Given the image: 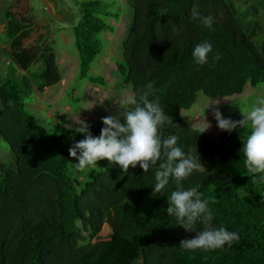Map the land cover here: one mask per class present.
<instances>
[{"label": "trees", "instance_id": "1", "mask_svg": "<svg viewBox=\"0 0 264 264\" xmlns=\"http://www.w3.org/2000/svg\"><path fill=\"white\" fill-rule=\"evenodd\" d=\"M132 9V22L123 45L122 61L117 73L131 86L137 97L149 83L150 99H158L173 125L162 130L166 138L179 136V145L187 152L197 147L202 167L183 184L199 186L215 215V224L235 230L240 239L231 247L216 250H185L181 242L194 238L198 231L188 232L167 215L168 197L175 190L170 181L165 190L155 193V172L139 165L127 172L119 165L100 160L101 169L72 174L71 157L65 140L71 136L83 140L84 134L66 130L50 133L27 110L26 99L35 89L62 80L54 46L40 38L30 46L34 18L30 13L17 14L12 5L5 9V40L1 48L10 69L0 80V134L14 151L15 165L0 163V212L11 205L7 217L0 216V264H13L22 244L28 254L24 264H47L42 242L68 239L82 230L79 208L85 175L109 195L103 207L112 230L108 238L98 237L101 225L94 229L97 241L74 264H264V184H253L244 164L243 139L223 133L214 138L193 127L182 115L198 100L199 92L209 97L241 94L250 83H264V26L256 19L257 6L247 14L232 0H199L204 15H213V28L193 22L191 9L197 0H124ZM81 19L74 28L80 58V77L102 83L103 77L90 76L93 62L104 51L102 34L114 28L107 18H120L104 0L78 2ZM264 8V0L259 1ZM258 13V14H257ZM210 41L216 61L195 63V44ZM34 64L38 71L28 72ZM27 71L18 75L17 70ZM132 106L130 105L129 109ZM104 123L94 128L99 136ZM44 165L56 174L61 186L27 183L26 169L32 164ZM22 199V202H19Z\"/></svg>", "mask_w": 264, "mask_h": 264}, {"label": "rangeland", "instance_id": "2", "mask_svg": "<svg viewBox=\"0 0 264 264\" xmlns=\"http://www.w3.org/2000/svg\"><path fill=\"white\" fill-rule=\"evenodd\" d=\"M87 0H5L12 5V11L17 14L33 15L34 27L32 38L26 41L30 46L34 39L40 38L42 42L51 43L57 55L62 80L58 84L47 87L44 92L35 89L31 97L26 99L27 110L36 118L37 122L50 133L59 134L66 130H75L79 127L77 123L84 121L89 125L91 133L105 117L119 115L130 107L129 98L133 97L131 86L125 84L124 78L118 71V62L122 61L123 45L128 35L132 22V9L124 0H104L112 4L111 10L118 12L120 18H107L106 21L114 28L108 30L101 36L104 51L93 62L90 76L103 77L102 83H92L88 78L80 77V58L76 47V36L74 28L81 19V7L78 2ZM239 9L247 14L253 12L254 6L260 12L256 19L264 26V8L259 6L261 0H232ZM3 1L0 0V8ZM5 8V9H6ZM1 17L5 20V12ZM3 35V34H2ZM5 36L3 41L5 42ZM8 70L9 65L6 64ZM5 67V68H6ZM40 65L34 64L28 71H38ZM18 75L27 74V71L17 70ZM0 70V80L4 78ZM264 97V83L253 87L248 83L241 94L226 97H209L204 92H199L197 102L189 109L182 111L184 118L192 125L203 131L199 124L205 116L210 122L204 133L218 138L223 133H228L235 138L244 139L245 129L237 127L232 132L221 130L215 119L214 112L219 109L225 118L234 121L244 119L241 107L250 110L257 105L258 99ZM205 113V116H202ZM250 134V131H249ZM69 149L76 143L75 139L68 136L65 140ZM9 143L0 134V163L11 167L15 165V157ZM71 164L72 174L77 170ZM95 167L101 169L100 162ZM27 183L46 186L50 183L58 188L61 186L56 174L51 173L48 167L32 164L25 171ZM83 184V192L80 193L79 208L82 212L80 224L82 230L68 239H51L42 242V255L47 264H74L80 256L90 250L96 243L97 238H108L112 230L106 221L103 207L109 203V195L101 189L97 182L89 180L85 175L79 176ZM22 202V199H19ZM13 206L9 205L0 212V216L7 217L11 214ZM2 209V207L0 208ZM97 225H101L98 237L93 232ZM28 254L21 244L17 250L13 264H24Z\"/></svg>", "mask_w": 264, "mask_h": 264}, {"label": "clouds", "instance_id": "3", "mask_svg": "<svg viewBox=\"0 0 264 264\" xmlns=\"http://www.w3.org/2000/svg\"><path fill=\"white\" fill-rule=\"evenodd\" d=\"M191 19L209 29L216 23L213 15L201 12L199 0L191 9ZM210 54L216 61L221 59V53L214 52L212 43L207 40L195 44L192 50L198 65L209 63ZM152 95L153 86L149 83L138 98H129L130 109L104 118L105 127L99 136L92 135L86 122L81 120L77 123L80 126L75 131L84 134L85 138L69 149L71 157L78 161L73 164L75 169L84 171L104 159L110 164L119 165L125 172L137 165L147 172L150 166L158 165L154 192L165 190L170 181L176 186L167 200V215L174 217L175 224L188 232L196 231L198 225L203 226V230L198 231L194 238L184 239L180 246L193 251L231 247L240 239L239 232L216 225L214 212L209 201L203 198L199 186L185 187L183 184L203 166L197 147L186 152L178 143V135L164 137L162 130L166 125H173L174 121L158 99L149 98ZM240 107L243 120L225 118L219 109L215 110L214 116L221 130L232 132L237 127L246 130L242 147L244 164L252 177L251 182L264 184V97L259 98L257 105L250 110L242 105ZM199 124L203 128L201 133L211 127L206 116Z\"/></svg>", "mask_w": 264, "mask_h": 264}, {"label": "crops", "instance_id": "4", "mask_svg": "<svg viewBox=\"0 0 264 264\" xmlns=\"http://www.w3.org/2000/svg\"><path fill=\"white\" fill-rule=\"evenodd\" d=\"M1 1H3V7L0 8V47L1 48H7L8 47L7 41L6 40H5V42L3 41V36H4V33H5V26H6L7 20L6 19L4 20L1 17L2 12L5 11L7 3L5 2V0H1ZM6 64L9 65V62L7 61V59H6L5 55L3 54V52L0 51V70L5 71V72H3L4 76L6 75V73L8 71V68L6 67ZM18 70H21V69H18ZM21 71H23V70H21Z\"/></svg>", "mask_w": 264, "mask_h": 264}]
</instances>
